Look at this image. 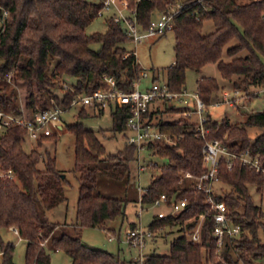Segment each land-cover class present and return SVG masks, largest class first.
<instances>
[{
	"label": "trees",
	"instance_id": "obj_1",
	"mask_svg": "<svg viewBox=\"0 0 264 264\" xmlns=\"http://www.w3.org/2000/svg\"><path fill=\"white\" fill-rule=\"evenodd\" d=\"M135 11L138 23L146 29L154 13L165 12L178 6L174 18V61L165 71L170 91L184 92L187 71L201 72L209 64H216L224 79L232 80L235 90L248 93L252 86L264 87V0L238 4L236 0H127ZM103 3L89 0H0V17L8 12L0 26V110L21 115L16 90L11 84L22 81L28 90L25 109L32 114L37 108L54 105L69 107L77 93H91L103 85L105 77H113L118 88L132 91L142 69L137 56L125 44L130 41L122 24L108 18L106 31L88 35L87 28L100 16ZM212 20L215 30L203 34V25ZM166 34V33H165ZM236 40L235 45H231ZM100 44V49L92 48ZM245 51L246 56H240ZM129 55L126 57V54ZM224 53L230 61L223 59ZM154 80H160V71ZM73 77L72 89L63 97L49 88L54 79ZM11 87V88H10ZM38 91V95L35 94ZM220 90L216 78L201 76L197 80V94L211 106ZM217 102V101H216ZM102 115L105 110H93ZM177 111L170 107L168 113ZM183 110H179L182 112ZM86 114L83 108L79 117ZM112 131L125 132L129 105L120 103L112 108ZM246 126H258L263 132L251 140L246 126L231 123L228 118L216 121L206 116L205 135L197 124L180 117L173 121L158 119V129L178 139L177 145L151 143L152 153L166 158L158 176L144 189L141 203L150 205L162 194L168 202L186 199L184 210L166 218L155 216L149 225L153 231L178 228L179 235L170 244L168 254H148L143 264H264V212L250 195L249 186L264 193V176L235 160L229 169L226 160L219 162L220 183L231 189L217 193L229 209L233 222L240 225L241 233L219 249L213 237L214 218L208 212L205 196L192 188L184 179L186 173L201 175L203 146L206 140L221 141L233 152L249 151L259 156L264 164V111L246 115ZM74 135L75 163L73 171L79 174L76 216L72 225L76 230L99 227L113 231L109 222L125 216L126 199L106 197L96 191L100 176L130 182L136 177L133 162L137 148L127 142L117 154H108L94 131L79 121L68 124ZM27 129L10 124L0 134V230L16 229L26 241V264H51L45 248L63 250L72 259L71 264H127L119 254L88 246L78 236L67 233L56 235L60 226L50 221L48 212L67 201L66 178L57 169L56 157L39 147L56 134L37 139L30 152L24 149ZM41 159L43 170L38 168ZM11 170L13 176L6 173ZM5 174V175H4ZM205 214L203 220L200 216ZM67 225V224H66ZM135 226V224H131ZM199 228L200 241L193 239ZM1 243L2 264H15L14 246ZM237 253V256L233 253Z\"/></svg>",
	"mask_w": 264,
	"mask_h": 264
},
{
	"label": "rangeland",
	"instance_id": "obj_2",
	"mask_svg": "<svg viewBox=\"0 0 264 264\" xmlns=\"http://www.w3.org/2000/svg\"><path fill=\"white\" fill-rule=\"evenodd\" d=\"M95 3L102 2L103 0H89ZM126 3L129 5V1ZM258 0H236L238 4H249L251 2ZM178 6L173 7V11L177 10ZM119 11L123 12L124 15H131V10L123 5L120 0H116V5H111V10H103V14L96 18L92 24L87 28L86 33L92 35L94 33H104L106 31V21L108 18L114 19V15H119ZM159 13H154L152 19H156ZM124 27V26H123ZM216 26L212 20H207L203 25V34L211 33L215 30ZM174 32L169 30L166 34L162 36H154L143 33L140 42L135 43L130 40L125 44L128 50H135L138 63L142 69L141 82L142 84H147L153 79V73L157 70L160 71L161 82L166 78V70L173 64L175 53H174ZM236 40L230 43L235 45ZM92 48L95 50L100 49V44H93ZM247 53L243 51L240 56H246ZM223 59L225 61H230V58L226 53H224ZM144 73L148 74V78H144ZM211 77L216 78L220 90L216 94L217 97L214 98L211 106L204 112V114L210 115L213 120L221 121L224 118H228L231 123L239 124L241 126H246V115L253 111H264V87L252 86L249 88L248 93L245 91H237L234 88V81L238 79L234 76L232 80L224 79L216 64H209L202 69V71L196 72L189 70L186 74L185 90L188 93H195L197 90V80L201 77ZM75 81L73 77H60L53 81L52 86L49 90L59 96L63 95L72 89V83ZM16 90V96L18 99V106L22 115L30 116V111L25 109V102L28 98V90L22 81L15 82L11 84ZM11 88V87H10ZM228 92V98L223 97V93ZM35 94L38 95V91L35 90ZM219 101V105H213L214 102ZM175 107L177 111L168 113L167 109L170 107ZM83 109L81 105L70 108L62 115L60 129L54 130L56 134V140L52 139L43 142V145L39 147V151L45 155L47 152L56 157V166L67 179L65 183V193L67 201L65 203L59 204L54 209L48 212L50 221L59 224L60 226L56 230V235L61 233H67L71 236H78L84 243L88 246L105 249L114 254H119V256L127 262V264H143L140 261L141 252L139 249L131 247L127 242V231L134 226L131 224H137V227H142L145 231H148L149 225L153 218L157 216L161 208L154 206L153 204H141V191L147 189L153 178L159 175L160 169L154 168V166H149L150 161L157 166H163L166 162V158H160L152 153V151L141 152V156L145 160V169L138 172L137 164L135 160L133 162L132 168L133 172H136V177L128 181L127 176L122 179H113L107 176H100L97 180L96 191L101 193L106 197L126 199V211L125 216L118 217L114 221L109 222L108 227L114 229L115 232L104 231L103 229L96 228H81L75 229L71 224V221L75 220L76 216V205L78 198L79 189V174L73 171L75 163L74 154V135L67 130V125L75 123L77 121L83 123L86 128L95 132L98 140L104 146L108 154H117L125 145L126 137L131 135L130 131L116 132L114 133L111 129L113 127L111 111L112 109H107L102 115H96L90 107H84L86 114L79 117V112ZM151 111L159 110L158 116L155 118L158 120L162 118L163 120L173 121L180 117H183L182 112L183 107L177 103L162 100H157L150 106ZM194 119H197V114L193 115ZM248 135L251 140L263 132V129L258 126H246ZM3 131H0V134ZM45 137V136H44ZM37 140L31 138L27 135L24 142V149L26 152H30L36 147ZM38 168L43 170L45 168L44 162L41 159L38 164ZM0 175L2 172L0 171ZM219 193L228 192L231 188L229 186L218 184L217 186ZM249 192L253 202L260 206L264 211V193L257 191L255 186H249ZM142 207V209H141ZM141 211V212H140ZM156 235L148 241L146 248L144 249V256L152 253L156 254H168L170 252L171 241L179 235L178 228L169 229L166 228L160 232L154 231ZM112 236L113 240L110 241L109 238ZM262 238H264L262 236ZM11 243L14 246V262L15 264H26V241L20 238L19 234L12 229L4 228L0 230V242ZM48 242L44 243L45 248L48 250L51 256V264H71V257L63 250L55 251L51 249ZM221 247H219L220 249ZM1 243H0V264L3 262L1 253ZM236 256L237 253L233 252Z\"/></svg>",
	"mask_w": 264,
	"mask_h": 264
},
{
	"label": "built area",
	"instance_id": "obj_3",
	"mask_svg": "<svg viewBox=\"0 0 264 264\" xmlns=\"http://www.w3.org/2000/svg\"><path fill=\"white\" fill-rule=\"evenodd\" d=\"M128 9L126 1L120 0ZM111 5H116V0H103V7L100 10V16L103 10H111ZM130 10V9H129ZM131 15H124L119 11V15H114L115 22L122 24L130 40L135 43L141 41L143 33L162 36L169 30L174 28L173 8L165 12H160L156 19H152L149 26L143 29L138 23L135 11L131 10ZM8 12L4 11L0 17V26L5 23ZM136 55L135 50H131ZM129 53L126 54V57ZM2 58L0 56V63ZM153 79L147 84H142L141 78L134 82V89L132 91H124L116 85L113 77H105L103 85L92 91L91 93H77L72 100L69 107L54 105L45 109L37 108L30 116L15 115L12 112L0 110V131L5 130L10 124H19L27 129L28 135L33 139H39L43 136H52L55 134L54 130L62 127V115L64 112L72 107L81 105L90 107L92 110L98 109H112L116 108L120 103H127L129 105V117L127 119L126 131H130L131 135L126 137V142L129 145H135L137 148L136 161L138 172L145 169L147 165L152 166V161L145 166V160L141 156L143 150L149 152V144L162 143L166 145H177L178 139L173 138L167 134L162 133L158 127L155 118L158 116L159 110L151 111L150 106L157 100L164 102L171 101L183 107V118H187L197 124L202 136L205 135V122L206 115L204 112L207 110L206 105L202 102L197 92L188 93L170 91L167 83L164 81L154 80L158 76L157 72L153 73ZM144 78H148V74L144 73ZM228 92L223 93V97L228 98ZM220 102H214L213 105H219ZM197 114V119L193 115ZM223 158L226 160L227 166L231 169L234 166L235 160H239L244 166L250 167L257 174L264 176V164L259 156L252 155L248 150L245 152L237 153L229 150L221 141L206 140L203 146V160L204 172L195 176L192 173H186L184 179L189 181L192 188L200 191L205 196V203L208 206V212L214 218V232L213 237L217 241V246L223 247L234 238H237L241 233L240 225L233 222L232 216L229 212L227 204L220 199H217L218 193L217 186L220 184L219 180V162ZM13 176L11 170L7 173ZM3 175V173H2ZM5 175V174H4ZM143 190L141 191L142 195ZM168 196L162 194L152 204L161 208L158 212V218H166L168 216H175L181 213L186 207V199H177L168 202ZM141 203V198H140ZM142 204V203H141ZM142 209V207H141ZM263 211V210H262ZM141 212V211H140ZM264 212V211H263ZM205 214L200 216L203 220ZM16 233V229H12ZM156 233L149 229L145 231L142 227L130 228L127 231V242L131 247L140 250V261L144 259V249L148 241L153 239ZM193 239L197 242L200 241L199 228L195 231ZM113 240L112 236L109 238Z\"/></svg>",
	"mask_w": 264,
	"mask_h": 264
},
{
	"label": "crops",
	"instance_id": "obj_4",
	"mask_svg": "<svg viewBox=\"0 0 264 264\" xmlns=\"http://www.w3.org/2000/svg\"><path fill=\"white\" fill-rule=\"evenodd\" d=\"M64 203H65V202H64ZM65 223H66L67 225H70V224H68V222H67V221H66ZM72 223H73V220L71 221V224H72Z\"/></svg>",
	"mask_w": 264,
	"mask_h": 264
},
{
	"label": "water",
	"instance_id": "obj_5",
	"mask_svg": "<svg viewBox=\"0 0 264 264\" xmlns=\"http://www.w3.org/2000/svg\"><path fill=\"white\" fill-rule=\"evenodd\" d=\"M62 178H65V175L64 174H62Z\"/></svg>",
	"mask_w": 264,
	"mask_h": 264
}]
</instances>
